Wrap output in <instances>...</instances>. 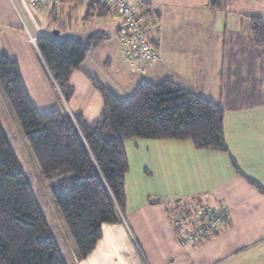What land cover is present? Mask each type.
<instances>
[{
  "label": "crops",
  "instance_id": "1",
  "mask_svg": "<svg viewBox=\"0 0 264 264\" xmlns=\"http://www.w3.org/2000/svg\"><path fill=\"white\" fill-rule=\"evenodd\" d=\"M137 1L147 4L146 9L157 17L159 29L152 35L161 60L148 63L124 56L120 17L112 28L116 36L107 34L92 46L71 73L73 93L68 101L45 69L32 39L53 35L59 12L81 14L74 22V36L81 37L75 38L92 31L106 33L108 15L85 17V3L73 8L70 2L59 0L51 16L42 19L27 0H0V55L18 61L39 110L67 109L81 113L87 122L98 116L103 104L87 75L122 99L130 97L142 79H170L211 99L224 109L229 153L242 173L264 187V46L253 42L249 20L251 14H260L264 20V0H227L221 10L211 9L209 0ZM132 139L135 151H143L146 158L141 161L142 171L152 176L150 183L158 188L141 185L135 189L138 201L131 199L128 204L126 199L121 221L102 223L93 250L80 260L73 250L71 264H199L195 260L208 251V264H264V191L235 172L229 153L197 149L190 140ZM149 154H153L152 161ZM193 198L210 204L224 202L229 216L204 242L181 247L175 234L178 208H169L168 203Z\"/></svg>",
  "mask_w": 264,
  "mask_h": 264
},
{
  "label": "trees",
  "instance_id": "2",
  "mask_svg": "<svg viewBox=\"0 0 264 264\" xmlns=\"http://www.w3.org/2000/svg\"><path fill=\"white\" fill-rule=\"evenodd\" d=\"M66 1L73 8L85 3V17L112 14L100 0ZM226 1L208 3L211 9L221 10ZM146 6H141L144 15L157 20ZM249 20L253 42L264 46L263 17L251 14ZM154 31L157 30L152 34ZM107 36L105 32L92 31L84 38L54 34L36 38L45 69L66 101L73 93L71 73L90 48ZM87 78L103 100L92 122L67 109L39 110L27 91L18 61L0 55V87L43 178L52 182L51 192L74 242L77 260L93 250L101 237L102 223L122 219L129 171L125 140H190L197 149L229 153L224 109L215 101L170 79H142L134 93L122 99L97 78ZM229 156L235 172L264 191L259 182L241 172L230 153ZM28 177L0 117V264H69Z\"/></svg>",
  "mask_w": 264,
  "mask_h": 264
},
{
  "label": "built area",
  "instance_id": "3",
  "mask_svg": "<svg viewBox=\"0 0 264 264\" xmlns=\"http://www.w3.org/2000/svg\"><path fill=\"white\" fill-rule=\"evenodd\" d=\"M30 8L42 19L48 18L51 9L59 0H27ZM113 14L123 20L119 33L121 49L128 60L144 59L148 63L161 60L160 52L152 37L158 30L155 18L148 19L137 0H100ZM35 41V39H32ZM169 208H178L175 234L181 247L204 242L218 232L229 216V207L224 202L210 204L194 199L174 200Z\"/></svg>",
  "mask_w": 264,
  "mask_h": 264
},
{
  "label": "rangeland",
  "instance_id": "4",
  "mask_svg": "<svg viewBox=\"0 0 264 264\" xmlns=\"http://www.w3.org/2000/svg\"><path fill=\"white\" fill-rule=\"evenodd\" d=\"M79 14L78 11H75V13L72 12L70 14H67L65 11L59 12L57 14L58 16L56 19L59 26H57L54 29L58 30L60 34L59 35L55 34V36L81 37L79 35L74 36L75 27H76L74 22L76 19H77V23L80 20L81 14L80 15ZM105 21L108 23V26L110 27L109 30L107 29L106 33L109 34L112 38H114L116 36V31L114 32L112 28H114L117 24L120 23V17L113 13L111 15L108 14V16H106ZM28 83L30 85L31 94L36 100L37 99L36 95L35 96L33 95V93H35L36 91L34 90L33 92L32 83L31 82ZM48 94H49V90H48ZM0 117L3 124L6 127L8 135L21 161L24 171L29 176L28 178L41 204L42 210L45 213L52 227V230L55 234V237L59 242V245L67 261L70 264L72 260L73 250H75V246L69 234V231L56 207L51 192L52 182L47 181L43 178L38 164L32 157V154L28 147L27 141L23 135V132L19 124L17 123L14 114L12 113V111L8 106L6 97L4 96L1 87H0ZM134 142L135 139L132 138L125 141V151L126 154L128 155L127 158L130 164L129 171L126 174V180H125V189H126L125 193H126V199H128V204L131 203V199L134 200V202L138 201L137 193L135 192V189L141 188L140 187L141 185L148 187L149 189L158 188V185H153L150 183L152 182V176L147 175L142 171L141 168L143 167L144 164H141V161L146 160V158L145 155L143 154L144 153L143 151L141 150L137 152L135 151V147L133 146ZM147 158H149V161H152L154 159L153 154H149ZM161 198L162 201L166 199L164 197ZM154 201L158 202L160 200L155 199ZM160 214H162V212ZM62 231L64 232V235H62ZM206 259L210 260L209 251L204 254V258L200 257V260H195V261H197L199 264H208V262H206L208 260ZM221 263L226 264L225 262H221Z\"/></svg>",
  "mask_w": 264,
  "mask_h": 264
},
{
  "label": "water",
  "instance_id": "5",
  "mask_svg": "<svg viewBox=\"0 0 264 264\" xmlns=\"http://www.w3.org/2000/svg\"><path fill=\"white\" fill-rule=\"evenodd\" d=\"M53 33H54V34H58V30H56V29L53 30Z\"/></svg>",
  "mask_w": 264,
  "mask_h": 264
}]
</instances>
